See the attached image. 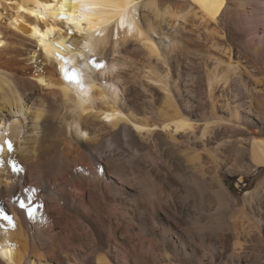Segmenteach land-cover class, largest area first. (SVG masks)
<instances>
[{
  "label": "bare ground",
  "instance_id": "1",
  "mask_svg": "<svg viewBox=\"0 0 264 264\" xmlns=\"http://www.w3.org/2000/svg\"><path fill=\"white\" fill-rule=\"evenodd\" d=\"M263 26L264 0H0V264L262 261L264 179L229 236L220 172L264 168ZM57 53L103 67L71 89Z\"/></svg>",
  "mask_w": 264,
  "mask_h": 264
},
{
  "label": "rangeland",
  "instance_id": "2",
  "mask_svg": "<svg viewBox=\"0 0 264 264\" xmlns=\"http://www.w3.org/2000/svg\"><path fill=\"white\" fill-rule=\"evenodd\" d=\"M249 29L252 30L251 28ZM262 32H264V26L260 30V33H258L259 37H261V35L263 34ZM250 37L251 34L250 35L248 34V36H243L240 39L244 42L246 41L245 43H248L250 41L249 39ZM258 67L264 71V49H262V51L259 54ZM240 166L243 167V169L245 170L244 172L243 171L234 172L232 174H226L224 172H220V176L222 178L221 180L224 186L228 188V191L230 192V198L228 199V203L225 204V207L223 209L224 211L221 210V220H223L222 222L225 221L224 223L227 225L226 231L230 229L227 232L229 236L233 234L232 229L234 227H235L234 229L237 230L238 234L245 233L244 231L247 230L248 228H250V230L249 229L247 230L248 232L249 231L253 232L254 230L253 227L255 226L256 220L257 218L260 217L256 211L251 210L249 207H247V209L245 208V206L247 205L246 202H244L243 198L247 193H251L255 189V187L264 179V168H250V164L246 155L240 161ZM194 194H196L195 191ZM262 204L264 206V199H262ZM81 228H80V233H82L83 236L84 235L87 236V234H89L88 230L86 228H83L82 230ZM230 231H232V233H230ZM244 247L249 248L248 251H246L247 254L245 257L247 258V261L245 262V264H253V263L264 264V259L260 262L256 260L254 254L250 251V245L247 246V244H244ZM139 248H138L139 252L143 250L142 253L147 255L148 252L147 246H143V249L141 248V250Z\"/></svg>",
  "mask_w": 264,
  "mask_h": 264
},
{
  "label": "snow or ice",
  "instance_id": "3",
  "mask_svg": "<svg viewBox=\"0 0 264 264\" xmlns=\"http://www.w3.org/2000/svg\"><path fill=\"white\" fill-rule=\"evenodd\" d=\"M73 3H81L82 0H72ZM33 15H35V13H33ZM60 19H63V20H68V17L67 16H61L59 17ZM123 18L121 19V25H123ZM68 35L71 36L72 35V31L71 29H68ZM68 47H71V45H68ZM56 58L60 61H62L64 64H67V60L60 56L58 53H57V56ZM89 63H91V61H89ZM93 67H103V65H100V64H93L92 65ZM61 73L62 74H65V79L68 80V81H72V82H76L79 84V74L76 72L75 69H72L71 70V74L70 75H67L66 73L68 72V70L64 67H62L60 69ZM5 144H7V147H8V150L11 151L12 150V145L10 142L8 141H5ZM12 171L13 172H19V171H22V169L18 168L14 163L12 164ZM34 191V190H33ZM22 209L25 208V204L23 202H20V205H19ZM27 213L29 216L32 215V209L31 208H28L27 209ZM3 219L7 220L9 222V224H11L13 227L15 226L13 221H12V218L10 216H5L3 217Z\"/></svg>",
  "mask_w": 264,
  "mask_h": 264
}]
</instances>
